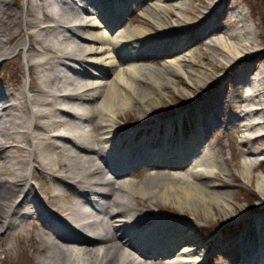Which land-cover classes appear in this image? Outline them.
Masks as SVG:
<instances>
[{
  "label": "bare ground",
  "instance_id": "obj_1",
  "mask_svg": "<svg viewBox=\"0 0 264 264\" xmlns=\"http://www.w3.org/2000/svg\"><path fill=\"white\" fill-rule=\"evenodd\" d=\"M21 1L0 0V59L23 51L31 78L25 86L16 73L0 72V102L10 101L0 110V264L16 261L20 240L33 246L38 264H203L218 249L234 264H264V210L247 213L256 216L252 229L206 242L197 235L222 202L217 196L231 197L219 190L231 181L255 180L264 200V68L253 67L262 61L257 34L236 1L226 10L227 0ZM195 2L222 8L227 25L211 23L215 9L194 22ZM138 7L143 24L129 17ZM171 18L182 24L179 34L203 29V45L221 53L226 73L210 79L208 68L196 67L198 47L170 45ZM156 47L163 64L142 63ZM71 61L79 67L68 79ZM180 77L215 98L192 117L180 112L144 130L118 129L135 105L149 117L166 88L178 91ZM222 105L233 112L225 128L231 144L247 157L221 186L210 127L220 128ZM98 197L104 201L93 215Z\"/></svg>",
  "mask_w": 264,
  "mask_h": 264
},
{
  "label": "rangeland",
  "instance_id": "obj_2",
  "mask_svg": "<svg viewBox=\"0 0 264 264\" xmlns=\"http://www.w3.org/2000/svg\"><path fill=\"white\" fill-rule=\"evenodd\" d=\"M119 1H126V0H119ZM153 0H148L145 4V7L149 5ZM208 1V0H207ZM213 0H210L208 2H211L212 4ZM239 9H241L246 14V19L248 23L253 26L256 32V40L258 41V50L261 52L260 59L262 60L259 63L254 64V69L257 70V72L260 71L261 68H264V0H235ZM24 0L21 1L23 3ZM206 5V7H201V5H198V2H195V11L193 12V17H195L194 22L197 20H200L203 18L207 13H211L214 9L217 11V15H214L213 21L211 23H215L216 25L222 26L227 25L224 21H222L221 16L223 15L224 10L227 8H235L233 4V0H227V3L223 5L221 9H216L215 7H212L213 5ZM198 6V7H197ZM197 7V8H196ZM200 9V10H199ZM198 10V11H197ZM118 16V15H117ZM136 19V24H143L142 15H141V8L138 7L135 11L131 12L129 17ZM175 18L170 19V26L167 27V31L165 32H171L172 38L170 39V45L173 43V41L180 40L179 42H182L181 45L183 47L181 48H188L192 46L191 48H199L201 59L198 60V64L196 65L197 69L200 68H208L210 71L209 77L210 79H213V77L218 73H226L225 71H222L220 65V59H222L221 53L218 51H213L211 49H207L206 46H204V42L208 41L209 37H204L202 30H197L195 32H183V33H177L180 29L179 27H182V24L178 26L175 24L174 21ZM116 21V20H115ZM191 25L193 22H191ZM129 23L126 22L124 27L128 25ZM208 24V23H207ZM190 24H187L185 26H189ZM190 25V26H191ZM183 26V29L186 28ZM205 26V25H203ZM123 27V28H124ZM205 29V28H204ZM164 32L161 29L155 28V35L156 36H162ZM202 34V35H201ZM214 37V35H213ZM26 37H23L25 40ZM65 45V43H64ZM169 47V46H168ZM148 49V48H147ZM161 50H163V47H160ZM158 48H152L151 51H155V57L150 58V60L146 59L141 61L145 64H156L158 66H161L164 62V57H161L159 54L161 52H158ZM15 51V48L14 50ZM11 52L10 54L6 55L5 57H2L0 59V72L4 75L6 79H12L13 74H17L20 79L21 83L23 85L29 86L30 83V71L27 67L26 61H25V55L23 51H20L19 49L15 52ZM146 51V50H145ZM148 53V52H146ZM149 54V53H148ZM153 55V54H151ZM199 55V54H198ZM149 56V55H148ZM2 64V65H1ZM71 64L76 66L75 68L79 67V64H77L74 61H71ZM72 66V69H75ZM220 68V69H218ZM216 69V72H215ZM90 72H97L91 67H88ZM219 70V71H218ZM253 70V69H252ZM98 73V72H97ZM77 73L74 71H69L67 73L68 79H73L76 76ZM252 76V75H251ZM178 83L177 87L179 88L178 91L173 92L172 89L166 88L165 96H162L163 99L161 103L157 106L152 107V112L150 113L149 117L146 116L144 113L142 114L138 107L135 105L130 110H127L124 114H122V118L118 123V129L122 131V133L126 134L130 131H133V127H135L137 124L141 125L140 128H146L148 124L151 123V121H157L158 119H166L169 120L171 117H176L179 115L180 112L186 113L190 112L187 117H192L196 112H194L197 107L196 106H202L204 104L203 100L205 99L206 102L211 103L210 101L215 98L214 91L208 90L209 88L206 87L204 84L195 85L193 87L187 86L184 82L186 79L184 77L177 78ZM231 87V85H228L227 88ZM229 110L222 106H219L216 114L218 118V122L220 123V128L217 129V127H210L211 134L210 139L219 143L216 146L217 150V158L219 160V168L218 173L216 175L217 183L224 185L225 182H230L232 180V175H238L242 172V168L239 164L241 160H244L245 156L242 153L236 152V150L233 148V145L231 144L230 136L228 135V131L225 129L227 126V119L229 115H233V112L228 113ZM193 113V114H192ZM165 117V118H163ZM235 118V117H234ZM186 119V118H185ZM233 119V118H232ZM254 120V119H253ZM89 125H86V128L90 127ZM186 126V125H185ZM187 127V126H186ZM192 128V127H191ZM138 130V128L136 129ZM144 130V129H143ZM217 130V131H216ZM226 130V131H225ZM222 135V138L219 139L218 135ZM237 142L242 140L241 134H239V137H237ZM239 143V142H238ZM260 144L264 143L263 141L258 142ZM171 160L170 156L166 157V161L168 162ZM224 160H228V164ZM151 168V167H149ZM221 169L224 171H221ZM150 170V169H149ZM176 171H180L181 169H174ZM144 168H142L140 171H136V175L142 174L140 172H143ZM260 173V171L258 172ZM126 176H124L125 178ZM231 178V179H230ZM220 192H230L231 197L229 199H225V197L217 196V201L219 202L214 208V214L209 219H205L203 221H200L199 225L203 227L197 235H200L203 237L202 240L206 242L212 235H224L227 234H237L239 232L244 231L245 229H252L253 225L255 224V219H246L249 217L250 210L253 209H259L260 212H263L264 210V200L261 198V195L259 191L257 190V182L254 180L253 182L236 179L235 181H231V184L224 185L222 188L219 189ZM19 196V193L17 194ZM220 197V199H219ZM227 200V201H225ZM177 208V207H175ZM220 209H223L222 211ZM227 210V212L225 211ZM259 212V213H260ZM258 214V213H256ZM243 221L242 225H239L238 222ZM254 223V224H253ZM19 245L17 244V249L15 250L16 253L19 254L18 258L16 256L15 262H6L5 264H38V253L34 251L33 246L29 244V242H26L25 240L18 241ZM26 242V243H25ZM206 243L204 244V246ZM225 249H218L214 251V255L207 258L206 262L203 264H234V261L231 259V254H227L226 251H223ZM1 251V249H0ZM203 253H207V255L212 254L213 250L209 251L206 249V247L202 248ZM237 252V250H236ZM15 253V254H16ZM237 254V253H236ZM5 254L0 252V258L4 259Z\"/></svg>",
  "mask_w": 264,
  "mask_h": 264
}]
</instances>
